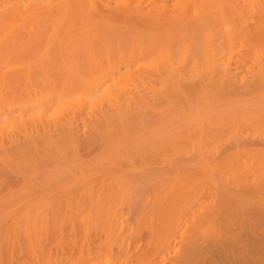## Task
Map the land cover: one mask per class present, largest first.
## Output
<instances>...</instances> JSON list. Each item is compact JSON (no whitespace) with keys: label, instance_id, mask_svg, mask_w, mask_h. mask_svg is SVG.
Here are the masks:
<instances>
[{"label":"bare ground","instance_id":"obj_1","mask_svg":"<svg viewBox=\"0 0 264 264\" xmlns=\"http://www.w3.org/2000/svg\"><path fill=\"white\" fill-rule=\"evenodd\" d=\"M151 1L0 0V264H264V0Z\"/></svg>","mask_w":264,"mask_h":264},{"label":"rangeland","instance_id":"obj_2","mask_svg":"<svg viewBox=\"0 0 264 264\" xmlns=\"http://www.w3.org/2000/svg\"><path fill=\"white\" fill-rule=\"evenodd\" d=\"M104 1H105V2H110V3H108L110 6H111V5H112V6L115 5V4H114V3H115V0H113L114 2L111 1V0H109V1H108V0H104ZM127 1L130 2V4L127 5V6H130V5H131V6H135V7L138 6V7H139V5H140V3H141L140 1H143V2H142L143 5H142V4L140 5L142 9H143L142 6H145V7H146V5H147V4L144 5L145 0H139V1H138V0H133V1H132V0H127ZM134 1H135V2H134ZM137 1H138V2H137ZM147 1H151V0H147ZM156 1H157V0H156ZM160 1L163 3L162 0L157 1V3L155 2V0H154L153 2H152V1H151V2H152V3L159 4L158 2H160ZM172 1H173V0H169V1H168V0H165L164 3H163V7H164V5H165V3H166L165 7H166L167 9H168V8L171 9V8L173 7V5H172L170 2H172ZM174 1H175V0H174ZM228 1H229V3H230V1H232V0H227V3H228ZM128 2H127V3H128ZM168 2H169V3H168ZM116 3H117V2H116ZM162 3H160L159 5L162 6V5H161ZM167 3H168V4H167ZM172 3H173V2H172ZM229 3H228V4H229ZM168 5H169V6H168ZM226 5H227V4H226ZM99 6H100V4H99ZM112 6H111V7H112ZM118 6H119V5H118ZM157 6H158V5H157ZM167 6H168V7H167ZM170 6H172V7L170 8ZM116 7H117V6H116ZM103 8H104V7H103ZM103 8H101V6H100L99 10H102ZM106 8H107V7H106ZM130 8H131V7H130ZM112 9H113V8H112ZM134 9H136V8H134ZM103 10H104V9H103ZM109 10H110V9H109ZM138 10H139V9H138ZM143 10H144V9H143ZM134 11H135V10H134ZM136 11H137V10H136ZM133 13H134V12H133ZM136 13H137V12H136ZM136 13H135V14H136Z\"/></svg>","mask_w":264,"mask_h":264}]
</instances>
